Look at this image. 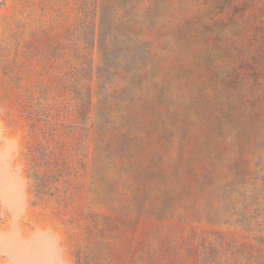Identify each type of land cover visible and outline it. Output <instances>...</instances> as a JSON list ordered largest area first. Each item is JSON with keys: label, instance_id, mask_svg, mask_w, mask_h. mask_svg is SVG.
Segmentation results:
<instances>
[{"label": "rangeland", "instance_id": "rangeland-1", "mask_svg": "<svg viewBox=\"0 0 264 264\" xmlns=\"http://www.w3.org/2000/svg\"><path fill=\"white\" fill-rule=\"evenodd\" d=\"M0 264H264V0H0Z\"/></svg>", "mask_w": 264, "mask_h": 264}]
</instances>
